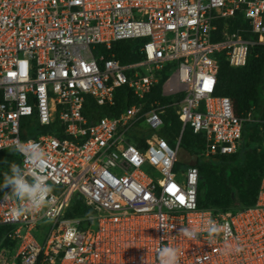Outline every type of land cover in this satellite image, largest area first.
<instances>
[{"label": "built area", "instance_id": "1", "mask_svg": "<svg viewBox=\"0 0 264 264\" xmlns=\"http://www.w3.org/2000/svg\"><path fill=\"white\" fill-rule=\"evenodd\" d=\"M237 17L246 26L233 30ZM135 39L140 58L116 59L113 43ZM254 45L264 46V0H0V152L39 144L53 188L50 203L19 217L11 188L0 196L13 243L0 264H159L162 246L179 249L180 264H264V176L253 205L215 211L198 206V169L175 171L186 128L202 136L201 155L236 153L252 113L235 115L215 93L219 61L244 67ZM158 85L167 103L90 123L82 113L87 96L112 106L118 88L143 101ZM166 108L181 123L174 145L158 133ZM56 121L62 138L21 137L23 122ZM210 222L230 232L209 236Z\"/></svg>", "mask_w": 264, "mask_h": 264}, {"label": "trees", "instance_id": "2", "mask_svg": "<svg viewBox=\"0 0 264 264\" xmlns=\"http://www.w3.org/2000/svg\"><path fill=\"white\" fill-rule=\"evenodd\" d=\"M242 24L246 26V23L237 17L233 21L231 28L234 30ZM126 41H133V48L137 49V39L113 43L112 52L120 62H124L126 59H124L125 51H119V45ZM139 58L140 55L138 54ZM215 93L232 100L231 103L235 115L240 116L241 113L250 111L252 119L243 123L241 144L236 153L206 157V162L201 167L196 166L197 158L193 166L198 169L199 173L198 206L215 211L241 209L254 204L260 181L264 176V150L260 148L262 138L259 124V121L264 120V46H252L249 49L246 65L241 68L230 67L224 58L220 57ZM159 94L160 85L156 86L143 101H139L132 96L128 88L121 87L114 93V103L112 106H97L93 99L87 96L82 113L90 123L102 116H117L133 104L143 103V108L146 109L149 102L154 99H161ZM160 101L167 103L170 99H161ZM163 117L165 124L168 120L172 121V127H166L165 125L158 133L172 144L180 132L181 123L177 116H175L172 108H166ZM24 127L25 122L22 124V128ZM52 129L56 130L55 135L57 138L63 137L62 128L58 121L48 129H38V132ZM32 132L28 133L24 130L21 133V137L24 139L33 136L35 133ZM185 133L193 137L195 149L197 153H200L203 148L202 136L195 135L190 129L186 128L182 134L181 141L184 139ZM5 160H7V164L4 163ZM13 162L21 165L18 153H14L13 150L0 152V196L10 188L3 186V173L8 171V164ZM239 190L244 195L252 194L253 198L246 203H241L236 197V193ZM75 214L79 213L74 210L68 212L67 216L71 217ZM9 229V227H0V243L2 242V246L13 245L10 240L5 238V234Z\"/></svg>", "mask_w": 264, "mask_h": 264}, {"label": "clouds", "instance_id": "3", "mask_svg": "<svg viewBox=\"0 0 264 264\" xmlns=\"http://www.w3.org/2000/svg\"><path fill=\"white\" fill-rule=\"evenodd\" d=\"M13 152L23 156V163L27 168L21 167L15 162L8 164V171L3 173L4 187L11 188V195L18 201V206L13 209L17 217L34 212L50 203L48 197L53 188L47 184L42 170L47 164V156L43 149L34 141L14 142ZM4 163H8L7 160ZM90 215V214H89ZM230 232L227 224L218 225L210 222L209 236L219 232ZM181 234L188 239H196L198 232L195 228H183ZM239 250V249H237ZM159 264H180V250L171 246H162L157 253Z\"/></svg>", "mask_w": 264, "mask_h": 264}, {"label": "rangeland", "instance_id": "4", "mask_svg": "<svg viewBox=\"0 0 264 264\" xmlns=\"http://www.w3.org/2000/svg\"><path fill=\"white\" fill-rule=\"evenodd\" d=\"M249 40L253 41L254 38L252 36H249ZM133 44H134L133 41H126V42H123L119 45V49H120L119 51H123V52L125 51L124 52V54H125L124 59H126V61H124L122 63L133 62V61L138 60V51H137V49L133 48ZM166 126L172 127V121L168 120L166 122ZM35 129H36L35 127L32 128V127L26 125L24 128H22V132L25 130L26 132L29 133V132H32V130H34L32 133H35V134H33V136H35L38 134L39 128L36 129V131H35ZM128 134L130 136H133V132H131V131H129ZM194 141L195 140L193 139V137L190 134H188V133L184 134V139L181 141V144L177 149L178 150V163L176 164L175 171H177L178 173L184 172L189 165L193 166L195 164L197 158H198V160L196 162V166L201 167L205 164L206 157L201 155V151H200V153H197V151L195 149V144H194L195 142ZM174 144H175V140L173 141L172 145H174ZM143 170L146 171L145 168H143ZM236 197H237V200L240 201L241 203H246L247 201H249L253 198V195L252 194H250V195L245 194L244 195L243 192L239 190L236 193ZM1 243H0V247H2Z\"/></svg>", "mask_w": 264, "mask_h": 264}]
</instances>
